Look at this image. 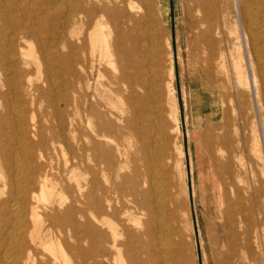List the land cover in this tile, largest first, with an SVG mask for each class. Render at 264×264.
Returning a JSON list of instances; mask_svg holds the SVG:
<instances>
[{"label": "bare ground", "instance_id": "bare-ground-1", "mask_svg": "<svg viewBox=\"0 0 264 264\" xmlns=\"http://www.w3.org/2000/svg\"><path fill=\"white\" fill-rule=\"evenodd\" d=\"M236 2L258 41L264 9ZM190 3L194 39L214 48L219 10ZM159 9L160 0H0V264H186L187 209L178 189L170 192L183 158L174 89L169 82L162 99L156 39L143 24ZM218 59L226 70L225 52ZM243 60L232 59L238 86L247 80ZM261 61L252 76L264 84ZM230 156L223 170L235 198L225 192L222 216L232 230L218 241L227 246L223 264H245L233 250L235 237L245 238L235 231L245 210L232 184L243 166Z\"/></svg>", "mask_w": 264, "mask_h": 264}, {"label": "rangeland", "instance_id": "rangeland-1", "mask_svg": "<svg viewBox=\"0 0 264 264\" xmlns=\"http://www.w3.org/2000/svg\"><path fill=\"white\" fill-rule=\"evenodd\" d=\"M204 1L213 3L219 10L220 17H217L215 25L220 30L218 36H215L214 48L204 46L200 40L194 39L193 18L197 13L192 10L190 0H160L159 12L145 16L146 22L143 23L151 29L156 39L159 52L156 70L160 78L162 99L169 82L174 89L173 108L178 119L177 136L183 158L179 175L176 176L177 185L170 192L175 193L177 188L179 202L184 203L187 209L185 221L181 224L185 261L186 264L225 263L227 246L219 243L218 238L224 233L231 234V226L224 223L222 216V197L225 192L232 201L235 198L223 170L231 155L233 163L239 160L243 166L233 178L232 184L233 188L238 189L245 210V214L242 213L244 216H235V231H244L245 238L237 241L235 237L233 250L237 256L242 255L245 264H264V84L260 76L255 82L252 76L260 66L259 58L264 66V24L258 18L253 30L260 37L258 44V41L251 40L243 8L236 2L240 0ZM251 1L256 8L264 9L263 0ZM222 16L225 17V25ZM32 48L34 52L37 51L34 43ZM235 49H239L238 52L241 50V54L236 53ZM212 51L214 53L211 55ZM222 51L226 56V70H220L216 65ZM248 51L254 64L253 71L245 56ZM238 56L244 60L247 58L242 62L245 66L244 74L248 75L245 76L248 81L244 86L236 83L232 67V59ZM171 66L173 76L170 79L168 70ZM147 71L152 69L148 68ZM84 87L83 81L76 82L73 97H81ZM138 91L140 94L144 92L143 89ZM156 94L160 95L159 92ZM163 104L167 115L163 118L162 132L170 137L174 128L170 127L172 122L168 112L172 106L166 101ZM155 131L158 130L153 124L152 136L156 135ZM60 157L57 155L54 159L56 169L62 166ZM239 222L243 223L242 228H239Z\"/></svg>", "mask_w": 264, "mask_h": 264}]
</instances>
